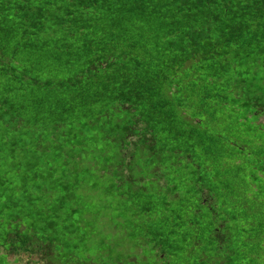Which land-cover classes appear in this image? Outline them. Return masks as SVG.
<instances>
[{"label": "trees", "instance_id": "obj_1", "mask_svg": "<svg viewBox=\"0 0 264 264\" xmlns=\"http://www.w3.org/2000/svg\"><path fill=\"white\" fill-rule=\"evenodd\" d=\"M262 116L264 0H0V264H264Z\"/></svg>", "mask_w": 264, "mask_h": 264}, {"label": "rangeland", "instance_id": "obj_2", "mask_svg": "<svg viewBox=\"0 0 264 264\" xmlns=\"http://www.w3.org/2000/svg\"><path fill=\"white\" fill-rule=\"evenodd\" d=\"M227 116V114H225V113H220V115H219V119L217 120V121H225V120H227L229 117H226ZM232 121H236L235 119L234 120H232ZM247 121H250V120H247ZM259 122L260 123H262L263 125H264V116H262L261 118H260V120H259ZM258 135H263L264 136V132L262 131V130H260L258 133H257V136ZM262 138H264V137H262ZM259 148L261 147H263V146H258ZM93 217H85L84 219V223L85 222H92L93 221V219H92ZM37 257H35V258H33V259H30L28 256H24V258H20V260L18 261L17 260V258H15L14 256L13 257H9V264H41L39 261H37Z\"/></svg>", "mask_w": 264, "mask_h": 264}]
</instances>
